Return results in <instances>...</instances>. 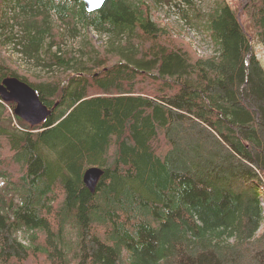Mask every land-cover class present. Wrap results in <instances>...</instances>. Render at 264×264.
Segmentation results:
<instances>
[{
    "label": "trees",
    "instance_id": "obj_1",
    "mask_svg": "<svg viewBox=\"0 0 264 264\" xmlns=\"http://www.w3.org/2000/svg\"><path fill=\"white\" fill-rule=\"evenodd\" d=\"M163 2L0 0V83L17 77L52 109L31 127L0 96V264H264V69L237 17L244 6L264 48V0H215L205 58L153 17ZM88 26L108 44L61 48ZM5 47L46 77L18 74Z\"/></svg>",
    "mask_w": 264,
    "mask_h": 264
},
{
    "label": "rangeland",
    "instance_id": "obj_2",
    "mask_svg": "<svg viewBox=\"0 0 264 264\" xmlns=\"http://www.w3.org/2000/svg\"><path fill=\"white\" fill-rule=\"evenodd\" d=\"M150 1V0H148ZM178 0H173L170 3H161L156 5L152 10L153 17L157 19L162 25L173 26L175 28V36L180 38L183 48L190 50L197 57H210L216 56L217 46L210 41L209 35L205 30V22L208 18V13L212 8L215 7V0H191L192 5L198 9V12L203 14L199 19H193L192 23H187V19L182 18L178 13L174 12V3H177ZM232 2L233 6L239 5L238 0H229ZM190 5L189 3H186ZM184 6V5H183ZM186 6V5H185ZM191 6V5H190ZM187 8V7H186ZM54 18L52 22L55 25H62L56 20L58 17L52 15ZM237 17L239 21L244 25L248 31L249 41L252 47L253 52L255 53L256 59L260 62L262 68L264 69V48L261 43H259L258 38L255 34V29L248 25V17L244 11V6L238 7ZM56 18V19H55ZM67 28V24L65 26ZM88 31V32H86ZM86 31L82 28L80 32L74 37H66L64 43L62 44V49L67 51L70 50L74 55L79 57V55L84 54L85 51L83 45L87 44V40L94 41L97 45H107L108 36L106 34L97 32L93 30L90 26L87 27ZM183 43H186L185 45ZM5 53L3 55L7 58V63L18 69V74L33 76V77H46V73L50 70L44 68L42 64L37 65L33 60L26 59L25 61L21 59V56L15 51L8 50L4 48ZM143 91V89H141ZM51 112L52 109L50 108ZM51 114V113H50ZM29 125V123L26 122ZM32 127V126H31ZM3 183V180L0 178V185ZM261 192V202L264 209V192ZM264 224V220H263ZM262 224V225H263ZM77 230L74 228L73 223L68 221L65 229V236L67 240H72L75 238ZM19 239L25 241V238L19 236ZM26 242V241H25ZM21 264H56L52 263L49 259L45 258V255L38 252L33 254L29 253V258L27 261L21 262Z\"/></svg>",
    "mask_w": 264,
    "mask_h": 264
},
{
    "label": "water",
    "instance_id": "obj_3",
    "mask_svg": "<svg viewBox=\"0 0 264 264\" xmlns=\"http://www.w3.org/2000/svg\"><path fill=\"white\" fill-rule=\"evenodd\" d=\"M88 12L100 8L105 0H82ZM0 96L4 101L15 103L14 113L30 125L40 124L47 119L51 110L38 97L37 92L26 82L17 77H6L0 83ZM99 166H89L82 174L83 184L94 192L96 184L102 175Z\"/></svg>",
    "mask_w": 264,
    "mask_h": 264
},
{
    "label": "bare ground",
    "instance_id": "obj_4",
    "mask_svg": "<svg viewBox=\"0 0 264 264\" xmlns=\"http://www.w3.org/2000/svg\"><path fill=\"white\" fill-rule=\"evenodd\" d=\"M103 4V3H102ZM102 6V5H101Z\"/></svg>",
    "mask_w": 264,
    "mask_h": 264
}]
</instances>
